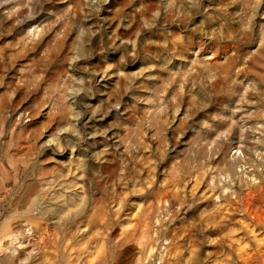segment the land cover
I'll use <instances>...</instances> for the list:
<instances>
[{"label": "rangeland", "instance_id": "1", "mask_svg": "<svg viewBox=\"0 0 264 264\" xmlns=\"http://www.w3.org/2000/svg\"><path fill=\"white\" fill-rule=\"evenodd\" d=\"M158 3L0 0V264H264V0L239 39L242 0L167 40Z\"/></svg>", "mask_w": 264, "mask_h": 264}, {"label": "clouds", "instance_id": "2", "mask_svg": "<svg viewBox=\"0 0 264 264\" xmlns=\"http://www.w3.org/2000/svg\"><path fill=\"white\" fill-rule=\"evenodd\" d=\"M260 0H242V8L239 12L236 13V16L239 17V23H240V33L237 35V39H239L240 35H244L250 31V28L252 26L251 21L253 17L256 14V9L259 6ZM88 7H91V5H86ZM200 6V0H159V3L157 5V10L152 13V26H156V19L157 17H160L163 20V23L160 24V34L165 36V39L167 40V37L171 35V32L168 28L165 27V25H171L176 24L181 27V31H185V34H187V30L190 29V25L188 23L190 17L194 16L196 14V11L199 9ZM260 35L262 38H264V24H261L260 26ZM192 31H195V28H191ZM137 35L139 36V31L137 32ZM146 42L141 41L140 47L143 48L144 44ZM262 43H264V39H262ZM192 47H194V44L191 41H184L181 38H176L172 42V52L175 53L178 56L183 57L187 52H189ZM130 55H135L136 50L134 49L132 53H129ZM222 56L227 55L226 52L221 53ZM172 63V58H168L167 63L165 64V68H167L168 64ZM193 67L190 69L187 73L184 72H176L174 75H172V79H176L177 77L183 78L184 76H191L193 71H198V75L200 79L197 80V83H200V80L206 81L207 83H204L202 87L207 88L209 87L211 81L217 80L221 77H226L228 68L224 66V70L220 71L221 66L217 65H209L206 60H193L192 61ZM172 67L183 69L186 67L184 64L175 65L173 64ZM171 82V81H169ZM86 84L87 81H84ZM178 100V97H177ZM173 105L178 107V104H176L175 101H173ZM167 111V108L164 106H161L159 109L154 110L153 113V119H159L160 116L163 115V113ZM206 125H201V127H205ZM190 127H195L190 126ZM76 135L77 139L76 142L67 145L71 148L72 151H76L77 149H83V154L87 157V159L91 160L93 157L87 156L88 153V147L81 144L80 141L84 140L87 141L88 135L87 133H84L81 135L79 132L74 133ZM143 134L138 138L139 144H137L134 147H139L143 143ZM91 168L92 166L89 165ZM86 184H88V194L91 196L93 190H94V181H85ZM84 189H81V192H83ZM4 251H7L5 249ZM14 255V253H13Z\"/></svg>", "mask_w": 264, "mask_h": 264}]
</instances>
